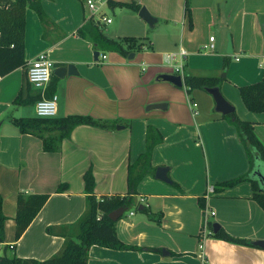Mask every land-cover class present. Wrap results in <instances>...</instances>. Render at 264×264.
<instances>
[{
  "label": "crops",
  "instance_id": "crops-1",
  "mask_svg": "<svg viewBox=\"0 0 264 264\" xmlns=\"http://www.w3.org/2000/svg\"><path fill=\"white\" fill-rule=\"evenodd\" d=\"M113 1H134L157 19L147 29L139 12L116 7L130 21H120L107 36L136 40L138 45L130 49L133 59L101 51L98 60L94 58L96 46L78 34L92 20L85 0H41L46 23L34 10H26V67L0 75V194L8 218L1 253L7 247L5 253L10 257L38 261L58 253L64 244L63 233L69 234L70 226L86 210L84 176L90 171L97 198L133 199L115 231L124 245L134 249L95 245L90 248L88 264H264V247L218 239L213 236V225L203 230L201 200L213 211L210 221L219 229L251 244L264 242V211L252 199L251 184L217 187L249 170L236 127L215 111V102L206 91L193 90L190 97L184 85L176 87L160 79L163 74L175 75L165 56L185 49L184 76L222 78L221 94L240 120L254 125L264 145V112H250L239 93V87L263 78L264 13L259 14L263 3L246 0L243 10L232 18L231 14L215 16V4L224 0H188L190 5L187 0ZM106 7H110L108 1L101 14L111 19L104 12ZM157 25L165 27L151 33ZM211 37H215L213 49L206 48ZM42 52L49 54L55 68L74 65L77 70V75L63 79L52 75L45 89L44 97H58L57 116H90L113 123V128L78 126L58 152H45L40 138L22 134L9 122L11 117L36 116L35 102L16 105L15 100L27 84V69ZM38 95L42 97L41 91L32 85L24 92L27 101ZM156 104L166 106L148 109ZM148 126L164 137L153 151L152 164L156 169L168 168L171 183L149 175L138 185L137 194L130 195L129 168L146 150ZM210 186L214 192L207 195ZM19 193L50 197L16 240ZM48 228H53L52 234Z\"/></svg>",
  "mask_w": 264,
  "mask_h": 264
},
{
  "label": "trees",
  "instance_id": "trees-1",
  "mask_svg": "<svg viewBox=\"0 0 264 264\" xmlns=\"http://www.w3.org/2000/svg\"><path fill=\"white\" fill-rule=\"evenodd\" d=\"M112 8L123 7L139 12L141 6L134 1H113L108 0ZM188 2V0H187ZM34 10L42 23L48 21V17L42 7L41 0H0V75L6 76L19 68L26 67L25 50V15L27 9ZM188 11V5L186 6ZM78 34L83 39H88L96 46L97 52H118L128 57L133 47L138 45L136 40H115L105 34V25L94 20L87 22L85 26L78 30ZM229 61L226 60L224 70L226 72ZM28 72V69H27ZM223 82L219 77H198L192 75L184 76V87L191 97L193 90L206 91L207 88L219 87ZM31 87L27 79V84L15 100L16 105H24L35 102L42 98L28 100L24 97V92ZM239 93L243 104L252 113L264 112V73L261 81L239 87ZM190 102H194L190 98ZM237 129L238 136L245 148L249 161L248 172L236 179L221 183L218 189L229 188L242 182H249L253 189V200L264 211V145L255 134L254 125L242 121L234 112L230 116L224 117ZM9 122L15 125L22 134L34 135L42 140L45 152H58L63 140L69 139L75 128L78 126H92L100 129H111L114 124L109 121L94 119L84 115H70L54 118H9ZM164 142L161 132L148 126L146 133V150L139 159L129 168V194H137V187L140 182L149 175H154L156 168L152 164V156L155 148ZM87 191L86 210L76 223L70 226L69 234L63 233L65 238L61 250L45 261L35 259H23L16 256L10 257L5 252L0 251V264H88L90 248L98 245L114 250H129L134 247L124 245L118 238L115 231L116 222L109 218L110 213L125 207L129 208L133 204L131 196H103L97 198L94 195L95 180L89 171L84 176ZM176 186V184L174 183ZM48 194H25L19 193L17 196L16 240H19L27 230L41 209L47 203ZM203 211L206 206L201 200ZM146 210V209H144ZM7 216L3 213V197L0 194V246L5 243V223ZM213 223L209 226L212 228ZM53 228L47 231L52 234ZM214 237L227 242L252 245L250 242L236 239L228 235L223 229H219Z\"/></svg>",
  "mask_w": 264,
  "mask_h": 264
},
{
  "label": "built area",
  "instance_id": "built-area-1",
  "mask_svg": "<svg viewBox=\"0 0 264 264\" xmlns=\"http://www.w3.org/2000/svg\"><path fill=\"white\" fill-rule=\"evenodd\" d=\"M108 0H85V4L88 10L89 17L101 24H110L111 19L106 18L101 14V7L107 3ZM211 44L206 47L213 49L214 37L210 38ZM187 57L185 49L181 48L178 52L168 53L165 56L166 64L172 68L175 75H180L184 81L183 73V60ZM103 60L106 58L102 56ZM55 63L51 60L48 53H40L32 62L27 72V78L29 83L42 93V98L35 104V113L40 118H54L58 114V97L56 95L51 98L44 97L46 87L50 84L53 71L55 69ZM214 188L210 186L208 193L212 194ZM214 216L213 211H209L205 208L203 211V230H209L211 223L210 218Z\"/></svg>",
  "mask_w": 264,
  "mask_h": 264
},
{
  "label": "water",
  "instance_id": "water-1",
  "mask_svg": "<svg viewBox=\"0 0 264 264\" xmlns=\"http://www.w3.org/2000/svg\"><path fill=\"white\" fill-rule=\"evenodd\" d=\"M139 17L143 21H145L151 28L154 27L155 23H157V19H155L145 7H142L140 9ZM99 55H100L99 52H95L94 58L98 60ZM133 58H134V54H130L129 59H133ZM66 75H77V70L74 65H68L67 67L55 68L53 71V76H56L61 79L65 78ZM160 79L166 82H170L174 84L176 87H183L184 85L182 77L180 75L163 74L160 76ZM206 92L212 96L215 102V111L217 113H220L223 116H228V115H231L235 111L233 106L225 100V98L221 94V90L219 87L207 88ZM165 106L166 105L164 104H156V105H151L148 109H162ZM168 172H169L168 168L158 167L156 169L155 177L156 179L160 181L171 183V180L169 179V176H168ZM263 183H264V178H263ZM142 208L143 207H140L139 210H142ZM127 210L128 208L121 207L113 211L112 213H110L109 218L112 221L117 222L123 217V215L127 212ZM218 231H219V225L213 224V233L216 234ZM252 245L257 246V247H264V242L263 241L253 242Z\"/></svg>",
  "mask_w": 264,
  "mask_h": 264
},
{
  "label": "rangeland",
  "instance_id": "rangeland-1",
  "mask_svg": "<svg viewBox=\"0 0 264 264\" xmlns=\"http://www.w3.org/2000/svg\"><path fill=\"white\" fill-rule=\"evenodd\" d=\"M215 1L217 2V0H215ZM261 2L263 3V7H262V10L259 14L264 13V0H261ZM187 3H189V5H190V1ZM245 5H246V0H224L221 3L215 4L216 10H217V13H215V16L219 17L220 15L225 16V15L231 14L232 18H236L235 16L237 15V13L239 11H242L243 8L245 7ZM121 10L122 9H120V8H115L112 10L110 7H106L104 9V12L108 16L111 17V21H112V24L107 26L105 29L106 35L110 36L120 21H123L125 24H127L130 21L129 17H126L125 14H123L121 12ZM123 11H125L127 13L126 15H128V16L131 15V14H129L131 12H129L128 10H123ZM137 15L139 17V13H137ZM145 25H146L147 29H149L148 24H145ZM164 27H165L164 25L163 26L157 25L156 29L152 30L151 33H154L155 31L161 32L162 31L161 28L164 29ZM215 33L217 35L216 31H215ZM228 44H229V41H228ZM27 111L31 112L32 108H28Z\"/></svg>",
  "mask_w": 264,
  "mask_h": 264
}]
</instances>
